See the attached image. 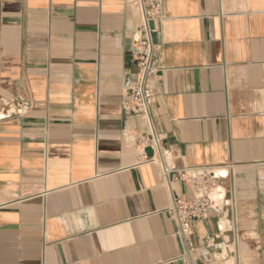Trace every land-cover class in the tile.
<instances>
[{"label": "crops", "instance_id": "0c3cea01", "mask_svg": "<svg viewBox=\"0 0 264 264\" xmlns=\"http://www.w3.org/2000/svg\"><path fill=\"white\" fill-rule=\"evenodd\" d=\"M162 5L151 155L123 108L139 0H0V264H191L165 167L218 186L193 264H264V0Z\"/></svg>", "mask_w": 264, "mask_h": 264}, {"label": "built area", "instance_id": "2783aa9c", "mask_svg": "<svg viewBox=\"0 0 264 264\" xmlns=\"http://www.w3.org/2000/svg\"><path fill=\"white\" fill-rule=\"evenodd\" d=\"M139 6L141 22L136 31L138 37L136 46L138 75L136 83L128 92L129 97L123 101V108L125 111L143 114L151 132L139 140L140 145L150 146L154 151H157L161 135L156 131L152 118V107L156 96L149 86L148 80L163 68L158 65L159 57L155 52L154 41V33L157 30L156 21L163 17V5L162 0H139ZM154 156L151 158L147 156V158L153 160ZM186 174L187 176L184 177V174L172 173L167 167L164 169L165 180L172 197V204L168 213L175 225V235L181 247L182 256L193 264L195 251L193 224L205 209L212 207L210 194L218 186H216L214 178H203L197 175L194 170H190ZM180 178L194 187L196 192L193 197L180 194L173 188V180Z\"/></svg>", "mask_w": 264, "mask_h": 264}, {"label": "rangeland", "instance_id": "374dc122", "mask_svg": "<svg viewBox=\"0 0 264 264\" xmlns=\"http://www.w3.org/2000/svg\"><path fill=\"white\" fill-rule=\"evenodd\" d=\"M226 248L227 247L224 246L223 249L221 250L222 252H224V254H226L228 252L229 254L232 253L234 257H235V255H237V248H236V246H232L231 245L229 247V250H227ZM217 256L219 257V259H221V256L223 257V255L221 254V252H219ZM224 257H226V256H224Z\"/></svg>", "mask_w": 264, "mask_h": 264}, {"label": "water", "instance_id": "95a60500", "mask_svg": "<svg viewBox=\"0 0 264 264\" xmlns=\"http://www.w3.org/2000/svg\"><path fill=\"white\" fill-rule=\"evenodd\" d=\"M156 37H157V34L156 33H154V41L156 42ZM147 151L149 152V154H153V149L151 148V147H149L148 149H147ZM214 200L212 201V206L214 205Z\"/></svg>", "mask_w": 264, "mask_h": 264}, {"label": "bare ground", "instance_id": "6f19581e", "mask_svg": "<svg viewBox=\"0 0 264 264\" xmlns=\"http://www.w3.org/2000/svg\"><path fill=\"white\" fill-rule=\"evenodd\" d=\"M215 197H217V196L214 195V198H215ZM219 199H220V198H219ZM220 200H221V199H220ZM221 244H222V243H221ZM226 247H227V246H226ZM226 249H227V248H226ZM227 250H228V249H227Z\"/></svg>", "mask_w": 264, "mask_h": 264}]
</instances>
